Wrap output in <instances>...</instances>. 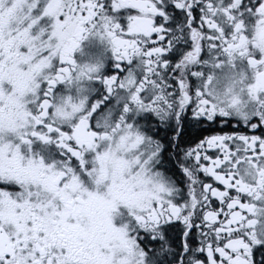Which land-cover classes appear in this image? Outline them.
<instances>
[{
    "label": "flooded vegetation",
    "instance_id": "obj_1",
    "mask_svg": "<svg viewBox=\"0 0 264 264\" xmlns=\"http://www.w3.org/2000/svg\"><path fill=\"white\" fill-rule=\"evenodd\" d=\"M27 1L0 29V264H264V0Z\"/></svg>",
    "mask_w": 264,
    "mask_h": 264
},
{
    "label": "rangeland",
    "instance_id": "obj_2",
    "mask_svg": "<svg viewBox=\"0 0 264 264\" xmlns=\"http://www.w3.org/2000/svg\"><path fill=\"white\" fill-rule=\"evenodd\" d=\"M13 10L15 16L13 18ZM30 23L29 3L27 0H0V29L3 28L5 32L10 35L12 30H15V25L19 27L20 36L26 35L25 31ZM28 43L20 48V66L19 68V96L18 102L20 104L27 102H34L36 100L35 91L33 89V79L28 69H24L27 64L26 57ZM37 81V79H36ZM38 90V87H36Z\"/></svg>",
    "mask_w": 264,
    "mask_h": 264
},
{
    "label": "water",
    "instance_id": "obj_3",
    "mask_svg": "<svg viewBox=\"0 0 264 264\" xmlns=\"http://www.w3.org/2000/svg\"><path fill=\"white\" fill-rule=\"evenodd\" d=\"M44 107H47L46 102L43 103Z\"/></svg>",
    "mask_w": 264,
    "mask_h": 264
}]
</instances>
